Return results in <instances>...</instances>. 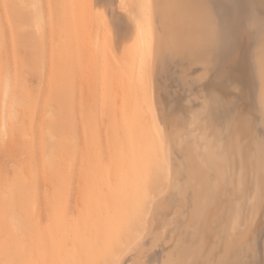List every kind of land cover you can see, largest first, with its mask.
<instances>
[{
    "label": "rangeland",
    "instance_id": "rangeland-1",
    "mask_svg": "<svg viewBox=\"0 0 264 264\" xmlns=\"http://www.w3.org/2000/svg\"><path fill=\"white\" fill-rule=\"evenodd\" d=\"M118 1L119 0H94V1L93 0H0V264H36L35 262H37V264H47L44 261L45 260L44 257L47 254V243L50 246L49 250H51V251L48 250V252H50V254H49L50 263L49 264H63V263L70 264L71 262L74 263L75 260H76V262L79 261V259L81 262L80 264H82V263L83 264H89V262H91L90 264H102V262H106L107 264H114V262L108 260V258H107L109 251H111L114 254V259H112L113 261H115V259L116 260L119 259L118 260L119 262L115 261V263L117 262L116 264H118V263L122 264L124 262H126L124 264H128V262L130 264H134V263L136 264L137 262L140 263V259H141V262H143V260H144V253L142 255H140V257H142V258H139L136 256L141 248H142V252L144 251V247H141L143 245V242L139 239V236H140V238L142 236H145L144 240L146 238H148L149 243L153 244V248L156 247L155 249L157 250V254H156L157 261L162 260L163 258H167L168 257L167 251L170 252L171 253V261L169 262V264H185V263H187V264H196V263L205 264V262L207 264L209 262V258H212V260H214V258H215L217 260L219 258L220 253H221V261L224 263H227V264H264V252H263L264 251L263 250L264 249V245H263L264 244V241H263L264 240L263 239L264 238V235H263L264 234V178H263V176L257 175V174L253 175V172H250V171L242 172L243 175H241L240 173H237V172H236V174L233 173V180H235L234 185L238 186V184H240L239 180H242V182H243L242 184L246 188H249V189H253L255 187L258 188V192H256V197H255V201H254L255 204H253V207L255 208V210H257L256 216L254 218H252L254 223L251 222L252 221L251 219H249V221L247 223L248 227L244 226V227H246L245 228L246 232H245V230H242V229H244V227L242 228V226H239V227H241L239 232H240V234H243V237H241L240 235L238 236V234H239L237 232L239 229V227H238V229L235 230L236 233H234V235L229 239L227 238V234H226L227 239L223 238L220 241L219 240L217 241L216 237L214 238L211 236V238H209V241L205 242L204 240L202 241V239H201L203 236L201 238H199V235L200 234L202 235L203 229L205 228V224H204L205 222L204 221L206 219L204 220V217L209 216V214H210L209 206L210 205H209L208 201L206 200V198L204 197V193L207 191L208 187L206 186V182H205L206 178L203 176V174L198 173L195 176V180L191 181V183H189L190 182L189 178L191 180V177H189V175L186 171H184V173H183V171L181 173L177 172V174L179 173L177 176H179L180 179H183V180H181L182 190H183L182 195L183 196L180 193L178 195L177 190H175L176 193H174V189L170 190V192H169L170 194L168 193V195L162 196L161 192L167 187V185L169 183L168 178L166 179V177H168L166 175L167 173L165 174L164 171H162V166H159L157 169H153L150 167L149 168L150 170L148 169L145 171V173L144 172L140 173L139 176L137 178H135L131 174L120 172V171L116 170L118 167V159L120 156L117 157L116 161L114 162L115 164L112 166V180H111L112 185L111 186H112L113 190L111 193H112V197L114 199L113 218L111 219V223H112L111 225L112 226L110 227L109 232L107 233V236L104 237L106 239L104 240V238H103L104 241L102 243L100 242L102 245H98L96 243L97 240H95V242L92 244V238H90V237H91V235H92V237L95 236V234L79 236V239H77L78 237H73L74 238L73 239L71 236H65L66 238H64L61 236L62 235V231L60 232L61 228H59V230H58V228L56 229V232L58 230V237H57V233H53L51 230L50 237H48L47 235H40L39 236V234H32V235L27 234L26 238H28L27 239L28 241L26 242V240H25L26 243L22 241L24 234L23 235L21 234V236H22V239H21L20 233L16 229L17 221L13 220V218H12L13 215H16V212H15L14 207L12 206V203H13L14 198H16L18 195L23 194L22 198H24L23 192L30 189L31 184L28 183L27 176H30V174L32 172H35V171L43 172L44 169L46 168V165L48 162L55 161L56 164L60 165L61 161H60L59 157L61 156V154H63L64 158L68 154V156H69L68 158L70 160L69 159H68L69 161L66 159L64 160L66 166H68V168H71V166L72 167L75 166L77 174H78V172L80 173L81 171L84 172V174L81 172V174H78V175L75 173L71 177L72 187H73V184H75L74 185L75 188H73L74 189L73 191L71 189L70 190L72 192L75 191V193H77L76 191H78L77 197H79V195L80 196L86 195V193H88V191L91 190V188H90L91 186H89V184H87V182H86L85 167L83 164V163H85V164L87 163V161H84V159L88 158L89 154L92 155L93 152L94 153L99 152V155L103 154L102 156L104 157L106 155V153L108 154L110 148L112 149V152H116L117 154H119L118 152H120V151H122V152L124 151V153L127 152V154L131 153V150H132L131 146L124 147V145H123L126 143L128 144V142H126V140H125L126 143L125 142L122 143L120 141L119 142L117 141V137L119 135L118 131H120V130H119V127H118V129L117 128L115 129V127H117V126H114L116 123H113V122H116L115 117H117L119 115V113H117V116H115V111L117 110L118 107L121 108V106H120L121 103H117L118 105L116 106V104L114 103L115 100L113 99L115 97L114 95H112L113 97L111 98L114 101L113 100L111 101L110 96L112 93L110 91H106L104 89V87H103L104 83L102 81H101L103 83L102 87H103L105 92L103 93V91H101L102 87L100 89V79L102 77V76H100L101 75L100 70L103 69V72L106 70L104 72V74H105L107 72V68H105L106 65L104 66V68L101 67L100 63H102V62L98 60L99 56H102V52H99L97 54V50H98L99 46L102 47L103 44L100 45L101 43H105L102 40H101L102 42L100 41L101 43H98L99 42L98 39L100 40V38L102 36L101 32L106 30L107 31V32L105 31L106 33L103 32L104 35H107L106 38H108L107 39L108 42H107L106 46H109V45H110V47L114 46V50L116 49L115 51H117V53L120 51L118 53L119 55L128 54L129 49H127L126 46L127 47L129 46L128 41L131 39V37H133L134 33H133V29L130 27V25L127 22V18H125V17H128V15H130L132 17L138 15L137 16L138 18L134 17V19L137 21V23L141 27L149 26V29L151 31H153V29H154V27H153L154 24H152L153 23V20H152L153 15L151 16V14H153V11H151L153 9L152 8L153 0H147L146 4H144V2H146V0H142V1L140 0V2H139V0H134V1L132 0L133 2L131 0H129L131 2H128V0H123L121 2L119 1V3H118ZM217 1H219L218 3L221 5H217L215 0H210V2L213 4L215 2L214 5H216L217 8L213 4H211V3L210 4L213 7V11L215 13L216 20H218L217 21L218 26L221 28V30L226 31V28L225 29H223V28L226 27L227 23L233 17V14L235 12L236 5H237V0H227V2H229L228 4H227L226 0H223V1L217 0ZM253 1H254V5H252L250 8L251 14L253 16H261V18H262V24H261L262 27L261 28L263 29V32H264V14H263L264 13V0H253ZM35 2L37 4L36 6H34V4H33ZM222 2H224V3H222ZM76 3H77V5H76ZM130 3H133V4H131L133 8L132 7L130 8V6H131V5H129ZM140 4H141V7H140ZM78 5L80 8H82L85 11V16H86L87 12L90 11L92 14V17H94L93 19L95 20V23H96V41L95 42L97 44H99V45H97L98 48H97L96 52H95V50H93V53L95 52L94 54L95 55L97 54L96 56H98V58L96 57L97 59L95 58L96 61H93L95 55L93 54L94 57L92 58L90 56V55H92V53L86 52V48H84V47L88 46V33H87L88 19L85 22L80 21V22L76 23L75 14L77 12H76L75 8ZM95 5H96V7H95ZM114 6H115V8H114ZM128 6H129V9H128ZM147 6H148V8H147ZM36 7H37V9H35ZM123 7L126 10L122 9ZM100 8H101V11H100ZM138 8H139V10H138ZM143 8H145V9L143 10ZM149 8H151V10ZM147 9H149V10H147ZM35 10H36V12H34ZM37 10H38V12H37ZM121 11L124 13H122ZM139 11L140 12L142 11L141 14H139ZM199 11L200 10L196 5L193 6V12L198 13ZM119 12H120V15H119ZM135 12H137V14H135ZM102 14H106V16H107L106 19L102 18L103 17ZM37 15H38V18H37ZM139 15L140 16L142 15L141 18H143V19H140ZM113 17H116V18L114 19ZM117 17H119L118 20H117ZM36 19L40 20V22L37 20L38 24H36ZM97 19H99L100 21ZM106 21H107V23H106ZM148 21H150V22H148ZM141 22L143 24H141ZM39 23H41V25L43 26L41 29L37 26V25H39ZM100 23L101 24L103 23V25L101 26ZM144 23H148V25L147 24L144 25ZM158 23L160 24V22H158ZM150 24H152L151 25L152 27L150 26ZM103 26L105 28H103ZM166 26H168V23L166 24ZM101 27H102V29H101ZM159 29H160L161 34H162V32L163 33L165 32V28L162 29L161 25H159ZM39 30H41V31H39ZM100 30H101V32L99 33ZM167 30H169V29H167ZM198 30H199V28L193 29V34L196 35L197 39H199V36H200L198 34V32H199ZM97 32L99 34H101L100 37H98L99 35H97L98 34ZM73 33L76 34V40L74 39L75 35ZM52 35H53V38H51ZM70 35L73 36L72 37L73 40L78 41L79 45H74V43H75L74 41L72 42L73 45L70 44L71 43L70 41L72 39V38H70L71 37ZM104 35H103L102 39H104V37H105ZM218 35H219V31L215 32V36H216L215 39L212 41V43H210L208 45L209 49L211 50L210 51L211 53L214 52V45L213 44L216 43V41L218 40ZM66 39L69 42H67ZM105 39H104V41H105ZM113 40H114V42H112ZM198 41L200 42V39ZM125 42H126V45H125ZM65 43H66V45H65ZM69 44H70V46L72 45V47H69ZM65 46H67V48L69 50H70V48H73V50H74V48L76 46H78V47L82 48L80 50L81 51L80 54L85 53V55H86V53H88L90 55L87 54L85 56L83 54V56L85 58L82 60L81 57H83V56H79V53H78L79 48L78 47L75 48V50H74L75 53H73L74 51L72 49L70 50L71 53H69L70 51L69 50L66 51L67 48ZM97 46H95V49ZM103 47H105V46L103 45ZM105 48H107V47H105ZM105 48H103V49H105ZM163 48H164V53L162 54L161 59H160V62H162L161 65H163V66L167 65V67H171L174 64L173 62H175V64L171 68H173V70L176 72V75L178 78L176 77L177 78L176 83L170 79L167 82L168 85L166 84L165 90L162 91L163 97H164L163 116H161V117L158 116L159 122H162L160 124V125H162V127H161L162 135H161V132H158V129L154 130V128H152V131H150L151 127H153L152 124H150L151 126L149 125V127L146 128L145 133H144L148 139L146 138L145 141H142L138 138V136H141L140 134H138L139 131L136 132V130H135L134 133L136 134V138L134 139L135 142L132 143V145H135L134 147L136 148V150L146 143L147 145L152 146L154 148L153 151L155 154H156L157 149H158L157 153L160 152V158L158 156V160H161L163 162H164V160L166 161L167 155L169 152L166 149L167 144L164 145V147H163V143L165 144V143H168L170 141L171 144H174L173 145L174 147L176 146L175 141L172 137L173 134L171 132V128H172L171 126H172L173 119L176 116L177 112L181 111L182 109H187L185 111H192V109L196 107L195 112L194 111L190 112L191 115L193 114V112L195 115H203V113L207 109V100L212 101L213 110H216L215 111L216 113H219V111H220L221 113H219V115H221L225 120L230 121L229 127L231 129L228 132L233 137H235V136L232 134V132L233 133L236 132L235 127H233V126H236L235 123L237 121L241 122L242 119L245 120V121L242 120L241 123L243 125L246 124L248 129L251 132L248 135L247 140L243 141L242 138H241V140H242V143L244 144V146L245 145L250 146L252 144L251 140L249 139L250 135L254 136L255 133L258 131L257 126H256L257 125L256 114H255V111L253 110V102H252V98H251L252 96L250 94V89L248 87V81L246 78H242V77L240 78V72H238L239 69H237L238 71L233 72V75L235 77H238L237 79L240 80V84H241L240 88L238 90H236L230 84H228V82L225 80L222 82L216 81L212 74L209 75V78H208V76L205 77V74L207 73L208 66H210V64H207V63L202 64L203 66H205L202 68L201 63H197V61H196L195 66H193L194 61H195L194 57L192 58V56H190L189 54L187 55V51L182 49L181 47L177 46L175 43L171 46L165 45ZM83 49H84V52H83ZM103 49L101 51H103ZM125 49H127V50H125ZM106 50H108V49H106ZM122 52L124 54H122ZM166 52H167V54H166ZM169 52H171V53H169ZM170 54H172V55H170ZM185 54L187 56H190V59L192 58V60L189 61V57L187 58L188 59L187 60L186 59L187 56ZM216 54H217V52L214 53V55L212 56L213 59L216 57ZM66 55H68V56H66ZM168 55H169V57H168ZM170 56H172V57H170ZM66 57H68V59H66ZM87 58H89V59H87ZM180 58H181V60H180ZM164 59H165V61H164ZM74 60H75V62H74ZM97 60L100 63H98ZM172 60H173V62H171ZM90 62H93V64H89ZM96 62L100 65H97ZM178 62L180 63L179 66L183 65V67H186V68H183L182 66H181L182 68L179 67ZM66 63L69 65H71V63H72V65L69 67L68 65H64ZM76 63L78 64V66L77 65L75 66ZM167 63H169V64H167ZM63 65L67 66V68L65 67L66 68L65 69L63 67ZM91 65H94V66L97 65V66L96 67L93 66L94 69H92L93 67H91ZM102 65H103V63H102ZM185 65H188V66H185ZM140 66H139V68H140ZM78 67H80V68L78 69ZM135 67L137 70L138 64H136ZM191 67H193V68H191ZM63 68H64V70H63ZM98 68H99V70H98ZM205 68H207L206 71H205ZM80 69H82V70L79 71ZM77 70L79 72H83V70H85L86 72H84L83 74H85V73L87 74L88 70H90V73H88V77L85 76L87 79L81 78L80 76H83V74L80 73V74H82V75H80L79 72H77ZM140 71H138V72H140ZM183 71L185 74L181 75L183 73ZM178 72H180V73H178ZM73 73H75V75ZM76 74H78V75H76ZM135 74H137L136 71H135ZM63 75H65V76H63ZM73 75L76 77H73ZM69 76H70V78H69ZM182 76L186 79H184ZM63 77L66 78V81L63 82L64 84L61 83V80L63 79ZM77 77H80L81 79L80 78L77 79ZM68 78H69V81L71 80L70 83L72 85L70 83H68ZM88 78H90V80H88ZM182 78H183V80H182ZM77 80L78 81L80 80L79 83L80 82L83 83V84L81 83L82 87L80 86V84H77L78 83ZM83 80H84L85 84H84ZM162 80L163 79H161V81ZM194 80L195 81L197 80V81L194 82ZM89 81H91L93 83L94 88L92 85H91V87L89 86V84H88ZM184 81H185V84H184ZM187 81H189L188 82L189 84H193L194 88L191 89L192 91L185 88L186 86L188 87V85H189V84L186 85ZM74 82H77L75 86H74V84H75ZM91 82H89V83H91ZM217 82H220V83H217ZM177 84H179L181 86L179 87V85H177ZM86 85L88 86V88ZM72 86H74L76 88H73ZM220 87H222V88H220ZM14 88H15V90H14ZM89 88L90 89L93 88V89L90 90ZM8 89H10V97H9L10 103L5 107V104H4L6 102L5 99L8 96V95H6L5 92H7ZM21 89L23 92H21ZM67 89H69V91ZM74 89L76 90L75 91L76 94H74ZM215 89L219 90V95H218V91H215ZM248 89H249V92H248ZM71 90H72V93H70ZM84 90L89 92V95L87 94L89 96V98L87 95H84L85 93H88V92H85ZM210 90H211V92H210ZM240 90L241 91L243 90L245 93L241 92ZM81 91L82 92L84 91V94ZM174 91H176V92H174ZM189 91L190 92L195 91L196 95L200 94L198 97H200V96L201 97L198 98L197 96H195L194 97L195 99L191 98L192 102L189 103V105L187 104V106H186V104L184 102H187L186 101L187 100V93ZM220 91L222 93H220ZM81 93H82V95H81ZM167 93L170 95H168ZM25 94H27V95L25 96ZM104 94L106 96L107 95H109V96L105 97ZM245 94H247V95H245ZM248 94H250V96ZM80 95L82 96L83 99H81ZM115 95H117V94H115ZM76 96H79V98L78 97L76 98ZM100 96L102 97L103 100L100 99ZM73 97H75L74 100H71ZM118 97L120 98V96H118ZM118 97H115V99L117 98L118 101L120 102ZM224 97L225 98L227 97L228 100H227V98L225 99ZM16 98H17V101H19V102L14 101V103H13V99L16 100ZM107 98H109V99H107ZM222 98H224L223 101L226 104H224L222 102V100H221ZM231 98L233 99V101ZM244 98H246V99L248 98V99L246 100ZM86 99H87V101L89 100L90 102H87ZM196 99H197V101H196ZM229 99L231 101H229ZM249 99L251 100L250 102H248ZM23 101H24V103L26 102V104H24ZM70 101H75V102L77 101V102L75 104L74 102L70 103ZM80 101L82 103L79 104ZM100 101H102L103 104ZM244 101H245V103H244ZM65 102L70 103L71 107L68 104H67V106L64 105ZM194 102H195L194 105L197 104V106L198 105L199 106L198 107L193 106ZM141 103H139L140 107L143 104H145L142 101H141ZM183 103L185 104V108L183 106L184 105ZM16 105H20V106H16ZM177 105H178V109H177ZM216 105H218V106H216ZM219 105H221V106L219 107ZM79 106H80V108H79ZM145 106L148 108V106L146 104H145ZM64 107H66V108H64ZM67 107L69 109H67ZM218 107L221 109H219ZM227 107H229V109ZM99 108H102L103 110L102 109L101 110L105 111V112H102L101 110L99 111ZM114 108H116L115 111H114ZM142 108L145 109V107H142ZM67 110H69V111L66 112ZM79 110H81V112ZM118 110H117V112H118ZM172 110L173 111L175 110V112H173ZM245 110L247 112L252 113V114H250V113L247 114V112L245 113ZM111 111H113V112H111ZM170 111H172L174 114H172ZM76 112L77 113L79 112L78 114H80V117L82 115L81 118L84 117L83 121H80L81 123L80 122L78 123L80 117H78ZM112 113H114V114H112ZM167 113L170 115H168ZM144 114H146V113H144ZM76 115H77V117H76ZM45 116L47 118H45ZM66 116H67V118H65ZM105 116H109V117L105 118ZM145 116H147V115H145ZM169 116H170V119L168 122L167 121L168 119H166V118ZM248 116H249V118H248ZM195 117H198V116H195ZM250 117H252L253 119H251ZM4 118H5V121H3ZM77 118H78V120H77ZM145 118H146L145 119L146 122L152 119L151 117H150V119H148L147 117H145ZM237 118H239V119L237 120ZM110 119H111V121H110ZM152 122H156V121L152 120ZM244 122H245V124H244ZM4 123H6V124H4ZM249 123H250V125H249ZM76 124L79 126V128H80V126L86 127L82 130L84 132H82L81 130H79L81 132L78 131L81 135L78 134L77 132H76L77 136L74 135V130L77 131L79 129L78 126H76ZM65 126L67 128L69 126L70 130L68 129V131H70L73 134L72 136H71L70 132H69L70 135L69 134L65 135V132L68 133L67 130L64 131ZM75 126L78 129H75ZM2 128H4V129H2ZM81 128H83V127H81ZM233 129H235V130L233 131ZM105 130H107V131H105ZM108 131H109V133H107ZM112 131L116 132V134ZM155 131H156V133H155ZM82 133H87V135L82 134ZM146 133L147 134L149 133V135H147ZM167 133L168 134L170 133V135H171L170 137L167 135V137H169L170 140L168 139V141H167V139H166V141L163 142L162 140H165V139H162V138H166V137H164V135L166 136ZM96 134L98 136H102V137H104V135L106 136V135L110 134V135H108L109 137L107 136L108 142H107V140H105L106 138L102 139V137H98V136H96ZM82 135L87 136L86 140H85V138H81ZM150 135L152 137L154 135L155 138L153 139ZM85 136H82V137H85ZM67 138H69V139L67 140ZM70 138H75L72 140V142L75 144V145L72 144V146L74 145L72 148L68 144V142H70ZM98 138H101V139L98 140ZM114 138L116 140H114ZM159 138H160V140H158ZM172 139H173V141H171ZM74 140L78 141V142L75 143ZM99 141L102 142L103 149H102V147L100 148V146H99L100 143L98 144ZM72 142H70V144ZM103 142L107 145V148L109 150L106 148V145ZM85 143L87 144V146L85 145ZM156 143H157V145H155ZM67 144H68V146H67ZM77 144H79L80 148H82L84 150V151L82 149L79 150V154H76V153H78L77 149H79V148H77L78 147ZM129 145H131L130 141H129ZM52 147H54L53 148L54 151H53ZM66 147L68 149H70V151L66 150L67 149ZM156 147H157V149H156ZM104 148H106V149H104ZM71 149L76 151V152H73ZM91 150H93L92 153H91ZM127 150H129V151H127ZM80 151H83L84 154H82L83 152H80ZM104 151H105V155H104ZM106 151H108V152H106ZM54 152H55V154H54ZM64 152H65V156H64ZM69 152H71L72 154ZM49 153H51V156L49 155ZM48 155L50 156V159H49ZM53 155H54V157H55V155H57L58 157L56 156L54 158ZM70 155L72 156V159L70 158ZM77 155H78V158H77ZM75 156H76V158H75ZM82 157H83V161H82ZM161 158H163L164 160H162ZM155 160H157V156H156ZM71 163H73V164H71ZM79 165H80V167H79ZM150 172L152 173V175H154V174L155 175L152 176ZM180 174H182V175H180ZM184 174L186 175V177ZM239 174L241 175V177ZM79 175H81L80 178H79ZM150 175L152 176V178H148V177H151ZM155 176H157V177H155ZM81 177H82L83 185L80 186V183L78 182V180L80 181ZM163 179H164V181H163ZM255 179H259V180H255ZM155 183H157V184L155 185ZM184 183H185V185H187V184L188 185L184 186ZM250 183H251V185H250ZM77 184L80 187H78ZM153 186H155L156 188H154ZM192 186L194 187V191L196 188L195 186H197V190L200 189L199 194L201 195V197L199 198L200 199L199 202L193 200L195 198L193 196L194 191H193ZM199 186H201V187H199ZM184 187H185V191H187L186 189L188 187L187 192L184 191ZM77 188L78 189L82 188V191L77 190ZM129 188L132 189L134 192L130 193L131 190ZM230 188H232V187H230ZM155 192H156V194H155ZM75 193L74 194L70 193V195H72V196L75 195V197H73V198H77ZM128 194H130V195H128ZM174 195H176V201H175ZM152 197H154V199L156 198L157 200H160V203H161L160 207H159L160 214H163V216L166 215L164 217L168 220L167 231H165V235L167 237L169 236L168 242H166L167 244L166 243L164 244V242L162 241V237L159 235L160 229L162 228L161 222L154 224L155 230L153 232H150L149 233L150 235L146 232L147 222L145 220L144 210H146V207H148L152 203V201L154 200V199H152ZM130 198L131 199L134 198V199L131 200ZM163 198H164V201H163ZM225 198H227V197H225ZM149 199L152 201H150ZM181 199L184 201V202H182V205H181V201H182ZM72 200L74 202V200H76V199H72ZM188 200L189 201L191 200V203ZM176 202H178V203H176ZM195 203H197V204H195ZM72 205H75V203H73ZM122 206H123V208H121ZM190 208H192V209H190ZM194 208H195L196 212H194ZM24 209L28 210V204H26ZM191 210H192V212H191ZM176 212L178 213V216L180 213H182L181 214L182 216H179V218H178L179 221L176 218L177 217ZM44 213L42 211V214L44 216V217H42L43 220L41 218L42 225H44V223L45 224L48 223L47 221L44 222V220L46 219ZM185 213H188V214H185ZM205 213H207V214L205 215ZM31 214H32L31 210H28V211H23L22 213H20L18 215H19V218L21 219V221L23 222V218L27 219L28 217H31ZM128 214H129V216H128ZM167 214L169 216H167ZM183 214H185V216ZM196 214H197V216H196ZM187 215H189V218L186 217ZM167 217H169V218H167ZM174 217H175V219H174ZM186 218H187V220H186ZM174 220H175V222H171ZM27 221H29V220L27 219ZM22 222L20 224H22ZM144 222H146V223H144ZM188 222H189V224H188ZM170 223H172V224L170 225ZM174 223H175V225H174ZM48 224L50 225V227H52V225L50 223H48ZM203 225H204V227H203ZM168 226H171V227H168ZM201 227H203V228H201ZM169 228H171V229L169 230ZM200 230H202V232ZM259 233H260V235H259ZM146 234L148 235L147 237H146ZM34 236H36V237H34ZM46 236L48 238L46 240L47 243H45ZM33 237H34V239H33ZM41 237H42V239H41ZM99 237L95 236L94 239L96 238V239H98V241H101V239H99ZM155 237H158V238H155ZM36 238L38 241H40V239H41V241L39 242V245H37V244L35 245V242H36L35 239ZM70 238L73 240H70ZM233 238L235 240H233ZM239 238H240V241H239ZM156 239H157V241H156ZM196 239L199 241H197ZM200 240H201V242H200ZM241 240H242V242H241ZM64 241H66L65 243H69V246L63 245ZM69 241H72V242H69ZM238 241H239V243H238ZM154 242L159 244V245L155 244ZM202 242H203L204 248L202 247V244H200ZM168 243H170V244H168ZM88 244L89 245L91 244V245L89 246ZM199 244H200V248H198ZM210 244H211V247H210ZM227 244L230 246L229 250L226 247V246H228ZM254 244H258V246H256V245L254 246ZM32 245H34V246L32 247ZM105 245H107V246H105ZM197 245H198V247H197ZM37 246H40V247L43 246L42 249H44V250H42L43 251L42 253L40 252L41 251L40 248H38ZM80 246H81V248H83V247L84 248L80 249ZM101 246L104 248V251L102 250ZM131 246L133 247V249ZM139 246H140V249L138 248ZM212 246H215V247H212ZM235 246H236V248H234ZM59 247H60V251L62 248H64L63 250L66 249L65 254H62V255L60 254L61 258H60V256L58 258V254L60 253V251L58 249ZM243 247H244V249H243ZM125 248L128 251V253L126 250L124 251ZM163 248L165 250H163ZM252 248H254V249H252ZM75 249L77 251V255H75V253H76ZM136 249L137 250L139 249V251H137ZM199 249H200V252L197 253L199 251ZM38 250H39V253L36 254V252H38ZM129 250H130V252H129ZM231 250H232V252H231ZM163 251H165V252H163ZM82 252L84 254L86 253L84 255L83 260L84 259H85V261L88 260V262L81 260L82 258H81L80 254ZM122 252H123V254H122ZM133 252L135 253V255H131V253L133 254ZM61 253H62V251H61ZM66 253H68V254L66 255ZM162 253H164V254L162 255ZM258 253L260 256L258 255ZM39 254L42 256V257L40 256V258H43L42 262L40 261V258L38 257ZM113 254H112V256H113ZM196 254H198V255L196 256ZM50 255H52L53 258ZM65 255L67 256L66 260H64L66 257ZM122 255H124L123 258H122ZM199 255H201V256L203 255V256L200 257ZM46 256H48V255H46ZM133 256L137 260L135 258H132ZM138 256H139V254H138ZM257 256H258V258H256ZM89 257H90V259H89ZM128 257L130 259H128ZM198 257H200L201 259L202 258H204V259H202V261H201V259L199 258V261H198ZM38 258H39V260H38ZM121 258H122L123 262H122ZM125 258H127V259H125ZM196 258H197V260H196ZM230 258H232V259H230ZM237 258H240V259H237ZM97 259H99L100 263H99V261L97 262ZM109 259H111V258H109ZM132 259H133V261H132ZM253 260H254V263H252ZM131 262H133V263H131ZM78 263L79 262H77L76 264H78ZM103 264H105V263H103Z\"/></svg>",
    "mask_w": 264,
    "mask_h": 264
},
{
    "label": "bare ground",
    "instance_id": "bare-ground-1",
    "mask_svg": "<svg viewBox=\"0 0 264 264\" xmlns=\"http://www.w3.org/2000/svg\"><path fill=\"white\" fill-rule=\"evenodd\" d=\"M119 1L121 2L123 0H119ZM119 1H118V3H119ZM131 1L128 0V2H131ZM215 1H216L217 5H221L218 3L219 1H217V0H215ZM139 2H140V0H139ZM224 2H222V3H224ZM226 2H227V0H226ZM146 3H147V0H146V2H144V4H146ZM210 3H211L210 0H153V6H152L153 9L151 10V8H149L151 11H153V14H151V16L153 15V17H152V20H153L152 24H154L153 31H151L149 29V26L141 27L137 23V21L134 19V17L138 18L137 17L138 15H136L134 17L128 15V17H125V18H127V22L130 25V27L133 29L134 34H133V37H131V39L128 41L130 47L128 46L129 47L128 48L126 46V48L129 49V52L126 55H119L118 53L120 51L117 53V51H115L116 49L114 50V46H111V47H110V45L106 46V44L108 42V40H107L108 38H106L107 35H104V33L107 32L106 30H105L106 32L102 30L104 33L101 32V30L99 31V33L101 32L102 36H101V34H99L97 32L98 33L97 35H99L98 37L101 36L100 40L98 39L99 42L98 41L97 42L101 43L103 41L105 43H101L100 45L103 44L105 47H107V48H105L102 45V47L105 49H103L100 46H99V48H100L99 49L97 46L99 44H97L95 42L96 41V23H95V20L93 19L94 17H92V14L90 11H88L86 16H85V11L82 8H80L79 5L75 8V10L77 12L75 14L76 23H78L80 21L85 22L88 19V28H87L88 46H86L84 48H86V52L92 53V55H90L88 53H86V55L88 54L93 58L94 57L93 54L96 52V50L98 48L97 54L99 52H102V56H99V58H98V56H96L97 54L96 55L94 54L95 57H94V60L93 59L92 60L96 61V59L98 58V60L103 63V65H102V63H100L97 60V62L101 64V67L104 68V66L106 65L105 68H107L108 73L106 72L105 74H104V72L106 70L104 72H103V69L100 70V73H101L100 76H102L100 79V89L102 87V84L104 83L103 84L104 89L106 91H110L112 93L110 96V99L113 97L112 95H114L115 97L120 96V98H121L120 99L118 97L120 102L118 101L117 98L115 99V97L113 98L115 101L113 99H111V101L112 100L114 101L116 106L118 105L117 103H121L120 104L121 108L116 107L117 110L119 109L118 112H117L116 108H114V111L116 110L115 116H117V113H119V115L117 117H115L116 122H113V123H116L114 126H117V127H115V129L116 128L118 129V127H119V130H120V131H118L119 135L117 137V141L124 143L126 140V142H128V144L125 142L127 145L123 144L124 147L131 146L132 150H131V153L128 152L129 154H127V152L124 153V151L123 152L120 151V152H118L119 154H117L116 152H112L111 148L109 150L107 148V145L104 142L103 143L106 145V148L109 150V152L106 151V152H108V154L106 153V155H105V151H104V155H105L104 157L102 156L103 154L99 155V152L98 153H94V152L92 153L93 150H91L92 155L89 154L88 158L84 159V161H87V163L86 164L83 163L84 167H85L86 182H87V184H89V186H91L90 187L91 190L88 191V193H86V195H83V196L79 195V197H77L78 191H76L77 193H75V191L72 192L74 190L73 188H75V186H74L75 184H73V187H72L71 177L76 173V168H75V166L74 167L71 166V168H68V166H66L64 160L65 159L68 160L69 156L67 153H66L67 155L65 156V152H64L65 158L63 157V154H61V156L59 157V159L61 161L60 165L56 164L55 161H51V162L47 163L46 168L44 169L43 172L35 171V172H32L30 174V176H27V181L29 184H31L30 189L23 192L24 198H22L23 194L18 195L16 198H14L13 203H12V206L14 207L15 212H16V215H13L12 218H13V220L17 221L16 229L19 231L20 236H21V234L22 235L24 234L23 239L21 236V239L23 242H25V240H26V242L28 241L27 240L28 238H26L27 234H29V235L30 234L31 235L32 234H39V236L40 235H47L48 237H50L51 230L53 233H57V237H58V230H59V228H61L60 229V232L62 231L61 236L64 238H66L65 236H71L72 238L78 237L77 239H79V236L95 234V236H97V237L100 236L99 239H101V241H98V239H96V238L94 239L95 236L92 237V235H91V237L90 236L89 237L92 238V244L95 242V240H97L96 243L98 245H102L101 243L106 239L104 237L107 236V233L109 232V229L112 226L111 225L112 224L111 219L113 218V208H114V199H113L112 193H111L113 190V188L111 186L112 185L111 184L112 166L115 164L114 162L116 161L118 156H120V157L118 159V167L116 170L120 171V172L131 174L135 178H137L140 173H142V172L145 173V171L148 170L150 167L153 169H157L159 166H162V171H164L165 174L167 173L166 175L168 177H166V179L168 178V180H169L167 187L161 192L162 196L168 195V193L172 189H174V193H176L175 190H177L178 195H179V193L181 195L183 194L182 182H181V180H183V179H180V177L177 176L182 171H183V173H184V171H186L188 173L189 177H191V180L189 178V181H190L189 183H191V181L195 180V176L198 173L203 174V176L206 178L205 179L206 186L208 187L207 191L204 193V197L206 198V200L208 201V203L210 205L209 206L210 214H209V216L207 215L208 217H206V216H205L206 218L204 217V220L206 219L204 221L205 222L204 223L205 228L203 229L204 233L202 232V230H200L202 232V235L200 234L201 236L199 235V238H201L203 236L201 238L202 241L204 240L205 242H208L209 238H211V236L214 238L216 237L217 241L218 240L220 241L223 238L229 239L234 235V233H236L235 230H237L239 226H242V228L244 226L248 227L247 223H248L249 219L252 220V218H254L256 216V213H257L256 212L257 210H255V208L253 207V204H255L254 201H255V197H256V192H258V188H256V187L253 189L246 188L245 186H243L242 180H239L240 184H238V186L234 185L235 180H233V173L236 174V172H237V173H240L241 175H243L242 172L250 171V172H253V175H256V174L261 175L264 178V32H263V29L261 28L262 27L261 26L262 18H261V16H253L251 14L250 8L252 5H254L253 0H237V5H236L235 12L233 14V17L231 18V20L228 23L226 22L227 25H226V27L223 28V29L226 28V31H223L218 26V23H217L218 20H216L215 13L213 11V7L211 6V4H213V3H211V4ZM228 3L229 2H227V4ZM33 4H34V6L37 5L36 2ZM131 4H133V3H130L129 5H131ZM141 4H140V7H141ZM214 4H215V2H214ZM76 5H77V3H76ZM195 5L200 10L198 13L193 12V6H195ZM214 6L217 8L216 5H214ZM95 7H96V5H95ZM131 7H132V5L130 6V8ZM114 8H115V6H114ZM139 8H138V10H139ZM147 8H148V6H147ZM35 9H37V7ZM122 9L126 10L124 7ZM128 9H129V6H128ZM144 9L145 8H143V10ZM149 9H147V10H149ZM100 11H101V8H100ZM34 12H36V10ZM37 12H38V10H37ZM124 12H122V13H124ZM137 12H135V14H137ZM141 12L139 11V14H141ZM102 15H103L102 18L106 19V17H107L106 14H102ZM119 15H120V12H119ZM141 16H140V19H143V18H141ZM37 18H38V15H37ZM113 18L115 19L116 17H113ZM118 19H119V17H117V20ZM37 20L40 22L39 19H36V24H38ZM97 20H99V19H97ZM148 22H150V21H148ZM158 22H160V24ZM106 23H107V21H106ZM167 23H168V26H166ZM141 24H143V23L141 22ZM145 24L148 25V23H144V25ZM152 24H150V26ZM102 25H103V23L101 24V26ZM159 25L162 26V29L165 28V32H164L165 34L163 32H162V34L160 33ZM37 26L40 29L43 27L41 25V23H39V25H37ZM103 28H105V27L103 26ZM195 28H199L198 34L200 36L199 35L198 36H199L200 42L198 41L199 39L196 38V35L193 34V29H195ZM101 29H102V27H101ZM167 29H169V30H167ZM39 31H41V30H39ZM217 31H219L218 40H217L218 42L216 41V43L213 44L214 45V52L211 53L210 52L211 50L209 49L208 45L210 43H212V41L215 39V37H216L215 32H217ZM73 34L75 35L74 39L76 40V34L75 33H73ZM72 35H70L71 36L70 38L73 37ZM103 35L105 36L104 39L106 38L105 41H104V39H102ZM51 38H53V35ZM75 40H73V38H72L70 41L71 42L70 44L73 45L72 42L74 41L76 43V44L74 43V45H79L78 41H75ZM66 41H67V39H66ZM67 42H69V41H67ZM112 42H114V40ZM66 43H65V45H66ZM174 43L177 46L181 47L182 49L186 50L187 55L189 54L190 56H192V58L194 57L195 61H194L193 66H195L196 61H197V63H201V65L205 64V63L210 64V66H208L209 70L207 68H205V71L207 69V73L205 74V77L208 76V78H209V75L212 74L216 81L222 82L225 80L228 82V84H230L236 90H238L240 88L241 84H240V80L237 79L238 77H235L233 75V72L238 71L237 69H239L238 72H240V78L242 77V78L247 79L248 87L250 89V94L252 96L251 98H252V102H253V110L255 111V114H256V122H257L256 126L258 129V131L255 133L254 136L250 135V137H249V139L251 140V143H252L250 146L249 145L244 146V144L242 143V140H241V138L243 139V141L247 140V137L251 132L248 129L245 122H244L245 125H243L241 123L243 119L241 120V122L235 121L236 126H233V127H235L236 132L235 133L232 132V134L235 136V137H233L228 132L231 129L229 127L230 121L225 120L221 115H219V113H221L220 111H219V113H216L215 112L216 110H213V106H212L213 103L211 100H209V101L207 100V109L205 110L203 115H195L194 112H195L196 107L193 108L191 105L190 106L193 108L192 111H194L192 115L190 113L192 111H185L187 109H182L181 111L177 112L176 116L173 119L172 126H171L172 127L171 132L173 134L172 137L175 141L176 146L174 147L173 146L174 144H171L170 141L168 143H165V144L163 143V147H164V145L167 144L166 149L169 152V153L167 152L168 155H167L166 161L163 158H161V159L164 160V162L161 160H158V156L160 158V152L157 153L158 152L157 147L159 145L156 147V149H157L156 154L153 151L154 148L152 146L147 145L146 143L143 146L139 147L137 150L134 147L135 145H132V143L135 142L134 139L136 138V134L134 133L135 130H136V132L139 131L138 134H140L141 136H138V138L142 141H145L147 138L144 133H145L146 128H148L150 124H152V126H153V127H151L150 131H152V128H154V130L158 129V132H161L162 125H160V124L162 122H159L158 116H160V117L163 116L164 97H163L162 91L165 90L166 84L170 79L176 83V81H177L176 79L178 77L176 75V72L173 70V68H171L175 64V62H173V60H172L171 62H173L174 64L172 63L173 65L171 67H167V65L166 66L161 65L162 62H160V59H161L162 54L164 53L163 47L165 45L171 46ZM70 44H69V47H72V45L70 46ZM125 45H126V42H125ZM95 46H97L96 49H95ZM65 47L67 48V46H65ZM76 47H78V46H76ZM75 48H74V50H75ZM78 48H79V51H78L79 56H83V54L85 55V53L80 54V52H81L80 50L82 48H80V47H78ZM71 49L73 50V48H70V50ZM102 49H103V51H101ZM106 49H108V50H106ZM127 49H125V50H127ZM68 50L69 49L67 48L66 51H68ZM93 50H95L94 53H93ZM83 52H84V49H83ZM216 52H217L216 57L213 59L212 56ZM69 53H71V51ZM73 53H75V51ZM169 53H171V52H169ZM122 54H124V53L122 52ZM166 54H167V52H166ZM170 55H172V54H170ZM66 56H68V55H66ZM190 56L186 57V59L189 57V61L192 60V58L190 59ZM168 57H169V55H168ZM170 57H172V56H170ZM84 58H85L84 56L81 57L82 60ZM66 59H68V57H66ZM87 59H89V58H87ZM180 60H181V58H180ZM164 61H165V59H164ZM74 62H75V60H74ZM97 62H96V64L100 65ZM67 63L64 65H68L69 67L72 65V63H71V65H69ZM89 64H93V62H90ZM136 64H138V68L141 65L139 69L137 68V70L135 67ZM167 64H169V63H167ZM179 64L180 63L178 62V66H179ZM64 65H63V67L67 68V66H64ZM76 65L78 66L77 63L75 64V66ZM93 66L94 65H91V67H93ZM96 66H94V67H96ZM181 66L183 67V65H181ZM181 66H179V67H181ZM185 66H188V65H185ZM94 67L92 69H94ZM201 67L203 68L205 66L202 65ZM64 68H63V70H64ZM79 68L80 67H78V69ZM183 68H186V67H183ZM191 68H193V67H191ZM81 70L82 69H80L79 71H81ZM85 70H83V72H79L77 70V72H79V74L80 73L83 74L84 72H86ZM98 70H99V68H98ZM135 71L137 74H135ZM138 71H140V72H138ZM88 73H90V70H88L87 74L85 73L86 75L83 74L84 77L80 76L82 74H80L79 76L81 78H86L85 76L88 77ZM178 73H180V72H178ZM73 74L75 75V73H73ZM184 74L185 73L183 71V73L181 75H184ZM74 75H73V77H76ZM76 75H78V74H76ZM63 76H65V75H63ZM80 77H77V79ZM69 78H70V76H69ZM69 78H68V83H70V81H71V80L69 81ZM183 78H182V80H183ZM161 79H163L164 81L163 80L161 81ZM184 79H186V78H184ZM88 80H90V78H88ZM64 81H66L65 77H63V79L61 80V83L64 84L63 83ZM79 81L77 80L78 83L74 82L75 83L74 86L76 85V83L80 84V86L83 84L82 82L79 83ZM196 81L194 80V82H196ZM83 82H84V80H83ZM89 82H91V81H89ZM89 82H88L89 86L90 87H91V85L93 86V83L92 82L89 83ZM188 82L189 81H187L186 85L189 84ZM220 82H217V83H220ZM84 84H85V82H84ZM184 84H185V81H184ZM177 85H179V84H177ZM74 86H72V87L76 88ZM180 86L181 85H179V87ZM103 87H102L101 91H103V93H104L105 91H104ZM15 88H14V90H15ZM87 88H88V86H87ZM93 88H94V86H93ZM185 88L192 91L191 89H193L194 87H193V84H189L188 87L186 86ZM220 88H222V87H220ZM92 89H90V90H92ZM249 89H248V92H249ZM67 90L69 91V89H67ZM211 90H210V92H211ZM75 91L76 90L74 89V94H76ZM84 91L83 92L81 91V92L84 94ZM190 91L187 93V100H186L187 102L183 101L186 104V106H187V104L189 105V103L192 102L191 98L195 99L194 98L195 96L198 97L200 95V94L196 95L195 91H193V92H190ZM215 91H218V95H219V90L215 89ZM21 92H23L22 89H21ZM85 92H88V91H85ZM174 92H176V91H174ZM241 92H244V91L242 90ZM5 93H6V95H8L5 99L6 102L4 101L5 102L4 104L6 107L10 103V100H9L10 89H8L7 92H5ZM70 93H72V90ZM82 93H81V95H82ZM220 93H222V92L220 91ZM87 94L89 95V92L85 93L84 95H87ZM115 94H117V95H115ZM250 94H248V95L250 96ZM26 95L27 94H25V96ZM168 95H170V94H168ZM245 95H247V94H245ZM101 96H100V99L103 100L102 99L103 96L102 97ZM104 96L107 97L109 95L106 96L104 94ZM77 97L79 98V96H76V98ZM200 97H198V98H200ZM74 98L75 97H73L71 100H74ZM88 98H89V96H88ZM224 98L221 99L223 103H224V101H223ZM81 99H83L82 96H81ZM107 99H109V98H107ZM244 99H246V98H244ZM227 100H228V98H227ZM14 101L16 102L17 98H16V100L13 99V103H14ZM86 101H87V99H86ZM141 101L143 103H145L148 106V108L145 106V104H143L140 107L139 103H141ZM196 101H197V99H196ZM229 101H231V100L229 99ZM232 101H233V99H232ZM250 101L251 100L249 99L248 102H250ZM17 102H19V101H17ZM71 102H74L76 104L77 101L76 102L70 101V103ZM87 102H90V101L88 100ZM100 102L102 103V101H100ZM195 102L193 103V106H197V104L194 105ZM23 103H24V101H23ZM70 103L65 102L64 105L67 106V104H68L70 106ZM80 103H82V102L80 101L79 104ZM244 103H245V101H244ZM24 104H26V102ZM185 104L183 105L184 108H185ZM224 104H226V103H224ZM16 106H20V105H16ZM216 106H218V105H216ZM220 106L221 105H219V107ZM142 107H145V109H143ZM229 107H227V108L229 109ZM64 108H66V107H64ZM79 108H80V106H79ZM67 109H69V108L67 107ZM101 109L102 108H99V111ZM177 109H178V105H177ZM219 109H221V108H219ZM175 110L174 111L172 110V111L175 112ZM68 111L69 110H67L66 112H68ZM79 111L81 112V110H79ZM172 111H170V112L172 114H174ZM102 112H105V111H102ZM111 112H113V111H111ZM246 112L247 111L245 110V113ZM78 113H77V115H78V117H80V114H78ZM144 113H146V114H144ZM249 113L250 112H247V114H249ZM112 114H114V113H112ZM250 114H252V113H250ZM77 115H76V117H77ZM145 115H147V116H145ZM168 115H170V114H168ZM144 116L147 117L148 119H150V117H151L152 119L146 122V120H145L146 118ZM195 116H198V117H195ZM81 117H82V115H81ZM81 117H80L81 120L79 119L78 123L80 121H83L84 117L83 118H81ZM107 117H109V116H105V118H107ZM45 118H47V117L45 116ZM65 118H67V116ZM248 118H249V116H248ZM250 118L253 119L252 117H250ZM166 119H168L167 121L169 122L170 116L167 117ZM238 119L239 118H237V120ZM77 120H78V118H77ZM152 120L153 121L155 120L156 122H152ZM3 121H5V118ZM110 121H111V119H110ZM243 121H245V120H243ZM4 124H6V123H4ZM77 124H76V126H78ZM249 125H250V123H249ZM76 126H75V129H78L79 126H78V128H76ZM81 127H83V128H81ZM64 128H65L64 131H66V130L68 131L69 126H68V128L66 126ZM84 128H86V127L80 126V128L77 131L74 130V135H76L77 133L80 134L79 132H81ZM2 129H4V128H2ZM235 129H233V131ZM79 130H81V131H79ZM105 131H107V130H105ZM69 132L70 131H68V133L65 132V135L66 134L70 135L71 132L70 133ZM82 132H84V131H82ZM112 132H114V131H112ZM107 133H109V131ZM114 133L116 134V132H114ZM155 133H156V131H155ZM82 134L87 135V133H82ZM72 135L73 134L71 133V136ZM85 135H82V136H85ZM108 135H110V134H108ZM108 135H106V136L104 135V137H102V136H98L96 134V136L102 137V139L106 138L105 140H107V142H108V137H109ZM147 135H149V133ZM161 135H162V132H161ZM167 135L169 137L171 136L170 133L169 134L167 133L166 136L164 135V137H166V138H162V139H165V140H162L163 142L166 141V139L168 141L169 137H167ZM82 136H81V138H85V140H86L87 136H85V137H82ZM152 138L154 139L155 136L153 135ZM68 139L69 138H67V140ZM73 139H75V138H70V142H72ZM100 139L101 138H98V140H100ZM173 139L171 141H173ZM114 140H116V139L114 138ZM158 140H160V138ZM129 141L131 142V145H129ZM70 142H68V144L72 148L75 144L73 142L70 144ZM76 142H78V141H75V143ZM99 143H100V145H99L100 148L102 147V149H103L102 142L99 141L98 144ZM68 144H67V146H68ZM72 144H74V145L72 146ZM77 145H78L77 148H79V149H77L78 153H76V154H79V150H81L82 148H80L79 144H77ZM85 145L87 146L86 143H85ZM155 145H157V143ZM53 148L54 147H52V149ZM106 148H104V149H106ZM66 150L70 151V149H68V148ZM53 151H54V149H53ZM72 151L76 152L74 150H72ZM83 151H80V152H83ZM127 151H129V150H127ZM71 152H69V153H71ZM54 154H55V152H54ZM82 154H84V152ZM49 155L51 156V153H49ZM50 156H49V159H50ZM56 156L57 155H55V157ZM156 156H157V160H155ZM53 157H54V155H53ZM70 158L72 159L71 155H70ZM75 158H76V156H75ZM77 158H78V155H77ZM82 161H83V157H82ZM71 164H73V163H71ZM79 167H80V165H79ZM81 172L80 173L78 172V174H81ZM177 172H179V173L177 174ZM82 173L84 174V172H82ZM151 175H152V173H151ZM154 175H152V176H154ZM180 175H182V174H180ZM241 175H240V177H241ZM80 176L81 175H79V178H80ZM152 176L148 177V178H152ZM155 177H157V176H155ZM185 177H186V175H185ZM255 180H259V179H255ZM163 181H164V179H163ZM78 182L80 183V186L83 185L82 177H81L80 181L78 180ZM251 183H250V185H251ZM156 184L157 183H155V185ZM187 185H185V183H184V186H187ZM77 186L80 187L78 184H77ZM153 187L156 188L155 186H153ZM195 187L196 188L194 191V187L192 186L193 191H194L193 196L195 198L193 200L199 202L200 201L199 198L201 197V195L199 194L200 189L198 188L199 190H197V186H195ZM199 187H201V186H199ZM230 187H232V188H230ZM77 190L82 191V188L81 189L77 188ZM130 190H131L130 193L134 192L132 189H130ZM186 190L188 191V187ZM184 191H185V187H184ZM187 191H185V192H187ZM70 193L71 194L75 193L77 198H73V197H75V195L72 196V195H70ZM155 194H156V192H155ZM128 195H130V194H128ZM174 196H175L174 198L176 201V195H174ZM225 197H227V198H225ZM72 199H76V200H74V202H73ZM133 199H131V200H133ZM152 199H154V197H152ZM150 201H152V200H150ZM163 201H164V198H163ZM182 202H184V201L183 200L181 201V205H182ZM189 202L191 203V200ZM73 203H75V205H72ZM176 203H178V202H176ZM197 203H195V204H197ZM26 204H28V210H31L32 214H31V217L27 218L29 221H27L26 218H23V222H22L21 219L19 218L18 214L22 213L23 211H28V210L24 209ZM160 204H161L160 200H157L155 198L152 201V203L148 207H146V210H144V216H145V220L147 222L146 232L148 234L155 230V228H154L155 223L161 222L162 228L160 229V232L159 231L158 232H159V235L162 237V241L165 244L166 242H168V237H169V236L167 237L165 235V231H167L168 220L164 217L166 215L163 216V214H160V211H159ZM121 208H123V206ZM190 209H192V208H190ZM42 211H43V213L45 212L44 214L46 217V219L44 218L45 219L44 222L47 221L48 223H50L52 225V227H50V225L48 223L47 224L44 223V225H42L41 218L44 217L42 214ZM191 212H192V210H191ZM194 212H196L195 208H194ZM207 213H205V215ZM181 214L182 213H180L179 216H182ZM185 214H188V213H185ZM185 214H183V215L185 216ZM128 216H129V214H128ZM167 216H169V215L167 214ZM179 216L177 213L176 218L178 219ZM196 216H197V214H196ZM186 217L189 218V215H187ZM167 218H169V217H167ZM174 219H175V217H174ZM42 220H43V218H42ZM186 220H187V218H186ZM178 221H179V219H178ZM21 222H22V224H20ZM146 222H144V223H146ZM171 222H175V220L171 221ZM251 222L254 223L253 220ZM171 224L172 223H170V225ZM188 224H189V222H188ZM174 225H175V223H174ZM168 227H171V226H168ZM203 227H204V225H203ZM203 227H201V228H203ZM246 227H244V229H242V230H245V232H246V229H245ZM57 228H58V230L56 232ZM240 228L241 227H239V229L237 231L239 233L238 236L240 235L241 237H243V234H240V232H239ZM170 229L171 228H169V230ZM226 234H227V238H226ZM259 235H260V233H259ZM47 236L45 238V243H47L46 242V240L48 239ZM147 236L148 235L146 234V237ZM34 237H36V236H34ZM34 237H33V239H34ZM103 238H104V240H103ZM144 238H145V236H142L141 238L139 236V239L143 242V245L141 247H144V251L142 252V248L140 249V246L138 248L140 249V251L142 253L139 251V249L138 250L136 249L137 251H139L138 252L139 256H138V254L136 256L139 258H142V257H140V255H142L144 253V260H143V262H141V259H140V263H138V262L137 263L138 264H169V262L171 261V253L167 251L168 257L157 261V258H156L157 250L155 249L156 247L153 248V244L149 243L148 238H146L145 240H144ZM155 238H158V237H155ZM240 238H239V241H240ZM41 239H42V237H41ZM41 239H40V241H41ZM73 239L70 238V240H73ZM233 240H235V239L233 238ZM35 241H36L35 245L36 244L39 245L40 241H38L37 238L35 239ZM156 241H157V239H156ZM197 241H199V240H197ZM239 241H238V243H239ZM65 242L66 241L63 242L64 243L63 245L69 246V243H65ZM69 242H72V241H69ZM200 242H201V240H200ZM241 242H242V240H241ZM155 244H157V243H155ZM168 244H170V243H168ZM200 244H202V247L204 248L203 242ZM200 244H199V247L197 245L198 248H200ZM211 244H210V247H211ZM157 245H159V244H157ZM255 245L258 246V244H254V246ZM33 246L34 245H32V247ZM105 246H107V245H105ZM215 246H212V247H215ZM236 246L234 248H236ZM37 247L40 248V250H41L40 252L42 253L43 252L42 250H44V249H42L43 246H41V247L37 246ZM49 247L50 246L47 243V254L46 255H48V256L45 255V257H44V259H45L44 261L47 264L50 263V261H49L50 252H48ZM226 247L229 250L230 246L228 245ZM83 248H81V246H80V249H83ZM58 249L60 251V247ZM63 249L64 248L61 249L62 253L60 251V253L58 254V258L60 256V254L61 255L65 254L66 249L65 250H63ZM132 249H133V247H132ZM243 249H244V247H243ZM252 249H254V248H252ZM102 250L104 251L103 247H102ZM125 250H126V248L124 249V251ZM130 250H129V252H130ZM163 250H165V249L163 248ZM49 251H51V250H49ZM75 251H76V249H75ZM163 252H165V251H163ZM199 252H200V249L197 253H199ZM231 252H232V250H231ZM37 253H39V250H38V252H36V254ZM127 253H128V251H127ZM67 254L68 253H66V255ZM85 254L83 252L80 254L82 261H85V259L83 260ZM112 254L113 253L111 251H109L108 252L109 257L107 256V258H108V260H110V261L114 262V264H116L117 262H119L118 261L119 259L118 260L115 259V261H117L115 263V261L112 260V259H114V254H113V256H112ZM122 254H123V252H122ZM163 254L164 253H162V255ZM75 255H77V251H76ZM131 255H135V253L133 252V254L131 253ZM197 255L198 254H196V256ZM258 255H259V253H258ZM40 256L41 255L39 254L38 257L40 258ZM50 256L53 258L52 255H50ZM123 256L124 255H122V258H123ZM199 256L202 257L203 255L202 256L199 255ZM200 257H198V261H199ZM39 258H38V260H39ZM60 258H61V256H60ZM66 258H67V256L65 257L64 260H66ZM109 258H111V259H109ZM122 258H121V260H122ZM132 258H135V257L133 256ZM232 258H230V259H232ZM256 258H258V256ZM42 259L43 258H40L41 262H42ZM89 259H90V257H89ZM125 259H127V258H125ZM128 259H130V258L128 257ZM202 259H204V258H202ZM202 259H201V261H202ZM237 259H240V258H237ZM196 260H197V258H196ZM98 261H99V259H97V262ZM132 261H133V259H132ZM75 262H76V260H75ZM77 262H79L78 264H80L81 263L80 259ZM85 262H88V260ZM122 262H123V260H122ZM35 263L37 264V262H35ZM74 263L71 262L70 264H74ZM90 263L91 262H89V264ZM99 263H100V261H99ZM103 263L107 264L106 262H102V264ZM124 263H126V262H124ZM124 263H122V264H124ZM131 263H133V262H131ZM252 263H254V260ZM63 264H65V263H63ZM118 264H120V263H118ZM128 264H130V263L128 262ZM185 264H187V263H185ZM196 264H198V263H196ZM205 264H206V262H205ZM207 264H227V263H224L221 261V253H220L219 258L217 260L215 258H214V260H212V258H209V262Z\"/></svg>",
    "mask_w": 264,
    "mask_h": 264
}]
</instances>
